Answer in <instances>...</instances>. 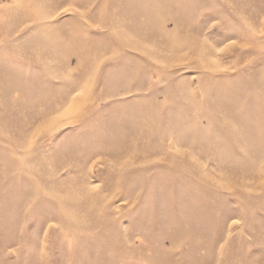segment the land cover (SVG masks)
I'll list each match as a JSON object with an SVG mask.
<instances>
[{
  "label": "rangeland",
  "instance_id": "obj_1",
  "mask_svg": "<svg viewBox=\"0 0 264 264\" xmlns=\"http://www.w3.org/2000/svg\"><path fill=\"white\" fill-rule=\"evenodd\" d=\"M0 264H264V0H0Z\"/></svg>",
  "mask_w": 264,
  "mask_h": 264
}]
</instances>
